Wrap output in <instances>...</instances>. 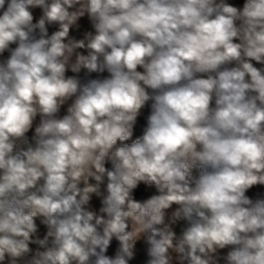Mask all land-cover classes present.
Returning a JSON list of instances; mask_svg holds the SVG:
<instances>
[{"label": "clouds", "instance_id": "9594fccd", "mask_svg": "<svg viewBox=\"0 0 264 264\" xmlns=\"http://www.w3.org/2000/svg\"><path fill=\"white\" fill-rule=\"evenodd\" d=\"M0 264H264V0H0Z\"/></svg>", "mask_w": 264, "mask_h": 264}, {"label": "crops", "instance_id": "0c3cea01", "mask_svg": "<svg viewBox=\"0 0 264 264\" xmlns=\"http://www.w3.org/2000/svg\"><path fill=\"white\" fill-rule=\"evenodd\" d=\"M236 3H242V0H235ZM147 115V111H145V114L144 116H142L140 119H139V126L136 128V132H135V135L138 137L142 134V127L145 125L146 123V120H145V116ZM146 195V193L144 192L143 188H141L138 192H137V196L140 197V196H144ZM94 203H97V206H98V202H94Z\"/></svg>", "mask_w": 264, "mask_h": 264}]
</instances>
